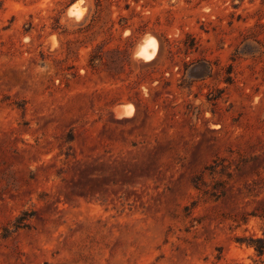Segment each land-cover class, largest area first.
<instances>
[{
	"label": "rangeland",
	"instance_id": "1",
	"mask_svg": "<svg viewBox=\"0 0 264 264\" xmlns=\"http://www.w3.org/2000/svg\"><path fill=\"white\" fill-rule=\"evenodd\" d=\"M76 1L0 0V264H264V0Z\"/></svg>",
	"mask_w": 264,
	"mask_h": 264
},
{
	"label": "trees",
	"instance_id": "2",
	"mask_svg": "<svg viewBox=\"0 0 264 264\" xmlns=\"http://www.w3.org/2000/svg\"><path fill=\"white\" fill-rule=\"evenodd\" d=\"M103 1L104 0H94L97 6H100ZM99 57L100 56L95 55V53H90L87 66L90 67L91 69H95V67L97 66L95 61L97 59H100ZM258 216L264 218V212L258 214ZM237 242L239 244H244L247 247H252L257 256L259 257L264 256V231H263V235L260 237H256V236L241 237L237 239Z\"/></svg>",
	"mask_w": 264,
	"mask_h": 264
},
{
	"label": "bare ground",
	"instance_id": "3",
	"mask_svg": "<svg viewBox=\"0 0 264 264\" xmlns=\"http://www.w3.org/2000/svg\"><path fill=\"white\" fill-rule=\"evenodd\" d=\"M78 3H79V0L78 1H76L75 3H73L71 6H70V8L68 9L69 11H68V13H69V15H70V12L71 13H74V11H75V9L78 7ZM77 10H78V8H77ZM76 10V11H77ZM82 10V9H81ZM81 10H79V13H81ZM75 11V12H76ZM85 11V10H84ZM82 12H83V10H82ZM84 14V13H83ZM73 15V14H72ZM71 15V16H72ZM74 17L76 16V15H73ZM73 17V18H74ZM79 17V16H78ZM80 18V17H79ZM74 19H77V18H74ZM78 20V19H77ZM81 20V19H80ZM75 21V20H74ZM148 34V33H147ZM144 37V36H143ZM142 37V38H143ZM144 41L145 42H143V40H142V42L144 43V44H142V45H140V48H136V47H134V48H136L137 49V52H136V54H137V56L139 55V56H142V57H144V59L146 58V59H149V58H151L152 56H153V54L155 53V51L157 50V48H158V43H157V40L154 38V37H151V33H150V35L149 36H146L145 37V39H144ZM160 43V42H159ZM136 46H137V44H136ZM148 47H150L151 49L150 50H148L149 48ZM135 49V50H136ZM157 53H159V52H157ZM135 54V53H134ZM134 56H136V55H134ZM156 56V55H155ZM159 56V55H158ZM142 57H140V58H142ZM137 58V57H136ZM139 58V59H140ZM158 58V57H157ZM153 59V58H152ZM141 60V59H140ZM137 62H139V60H137ZM142 62H144V60H142ZM146 62V61H145ZM150 62V61H149ZM141 63V62H140ZM122 107V106H121ZM124 107V106H123ZM118 110H120V109H118ZM121 115V114H120Z\"/></svg>",
	"mask_w": 264,
	"mask_h": 264
}]
</instances>
